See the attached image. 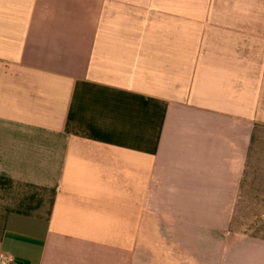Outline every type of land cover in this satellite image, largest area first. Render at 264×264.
Here are the masks:
<instances>
[{
    "label": "crops",
    "instance_id": "0c3cea01",
    "mask_svg": "<svg viewBox=\"0 0 264 264\" xmlns=\"http://www.w3.org/2000/svg\"><path fill=\"white\" fill-rule=\"evenodd\" d=\"M155 201H264V0H0V252L139 264Z\"/></svg>",
    "mask_w": 264,
    "mask_h": 264
},
{
    "label": "rangeland",
    "instance_id": "374dc122",
    "mask_svg": "<svg viewBox=\"0 0 264 264\" xmlns=\"http://www.w3.org/2000/svg\"><path fill=\"white\" fill-rule=\"evenodd\" d=\"M155 207L147 210L139 264H243L245 249L264 237V201H155Z\"/></svg>",
    "mask_w": 264,
    "mask_h": 264
},
{
    "label": "built area",
    "instance_id": "2783aa9c",
    "mask_svg": "<svg viewBox=\"0 0 264 264\" xmlns=\"http://www.w3.org/2000/svg\"><path fill=\"white\" fill-rule=\"evenodd\" d=\"M14 258L11 254L0 252V264H11Z\"/></svg>",
    "mask_w": 264,
    "mask_h": 264
}]
</instances>
